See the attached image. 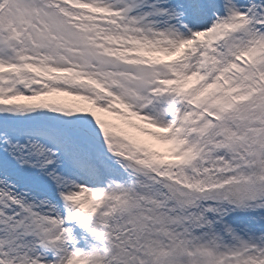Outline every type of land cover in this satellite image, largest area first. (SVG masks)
I'll use <instances>...</instances> for the list:
<instances>
[{
    "label": "snow or ice",
    "instance_id": "obj_1",
    "mask_svg": "<svg viewBox=\"0 0 264 264\" xmlns=\"http://www.w3.org/2000/svg\"><path fill=\"white\" fill-rule=\"evenodd\" d=\"M0 264H264V0H0Z\"/></svg>",
    "mask_w": 264,
    "mask_h": 264
}]
</instances>
